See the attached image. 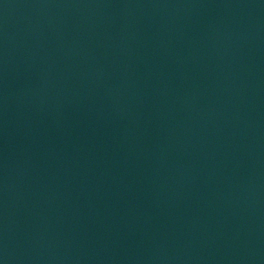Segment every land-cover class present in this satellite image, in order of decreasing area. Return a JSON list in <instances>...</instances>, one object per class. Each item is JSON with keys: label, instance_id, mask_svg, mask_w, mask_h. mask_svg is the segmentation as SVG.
I'll return each mask as SVG.
<instances>
[{"label": "water", "instance_id": "water-1", "mask_svg": "<svg viewBox=\"0 0 264 264\" xmlns=\"http://www.w3.org/2000/svg\"><path fill=\"white\" fill-rule=\"evenodd\" d=\"M0 264H264V0H0Z\"/></svg>", "mask_w": 264, "mask_h": 264}]
</instances>
